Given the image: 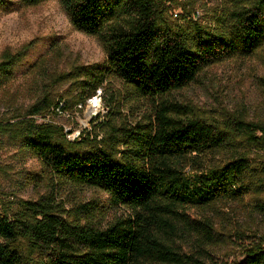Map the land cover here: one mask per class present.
Wrapping results in <instances>:
<instances>
[{
    "label": "trees",
    "instance_id": "trees-1",
    "mask_svg": "<svg viewBox=\"0 0 264 264\" xmlns=\"http://www.w3.org/2000/svg\"><path fill=\"white\" fill-rule=\"evenodd\" d=\"M44 1L0 0V7L15 10ZM59 1L77 30L99 38L105 59L76 64L57 76L69 83L66 99L46 92L9 108L8 116L0 114V136L46 162L54 174L101 189L113 205L133 212L98 228L68 223L47 202L26 200L18 210L1 202L0 264H264L263 242L244 246L241 260L207 262L201 250L189 253L176 241L198 233L203 251L215 241L216 222L191 217L190 207L251 196L264 212V122L236 117L217 126L178 115L179 106L167 98L209 66L260 51L264 56V0H222L208 20L190 15L179 24L167 19L176 0ZM29 44L2 53L0 89L16 81ZM110 78L142 96H166L154 126L123 140L121 149L86 132L82 139L69 138L64 127L39 121L52 108L83 107ZM241 144L249 151H240ZM210 160L217 162H205ZM22 242L37 256L24 252Z\"/></svg>",
    "mask_w": 264,
    "mask_h": 264
},
{
    "label": "rangeland",
    "instance_id": "rangeland-1",
    "mask_svg": "<svg viewBox=\"0 0 264 264\" xmlns=\"http://www.w3.org/2000/svg\"><path fill=\"white\" fill-rule=\"evenodd\" d=\"M176 1L167 15L173 24L184 22L190 15L208 20L222 4V0ZM28 44L27 56L17 65L16 81L0 89V114L5 116L10 115L9 108L33 103L46 92L56 100L66 99L69 83L60 82L57 76L76 64L101 62L106 56L99 38L77 30L59 0L15 10L0 7V58L4 51H18ZM165 97L142 96L128 83L110 78L83 107L72 105L57 112L52 108L39 121L45 119L64 127L69 138L82 139L89 133L99 140L105 137V143L121 149L123 140L132 141V136H140L138 133L154 126ZM96 98L100 103L95 106ZM167 98L173 107L179 106L178 115L200 117L217 126L224 127L236 117L264 122V56L260 51L209 66L197 80ZM244 146L238 145V149L249 151ZM215 158L211 159L220 160ZM260 158L258 155L257 159ZM252 162L257 166L261 163ZM251 198L190 207L191 217H209L216 222L215 241L204 245L203 251L200 234L186 233L176 238L177 244L189 253L201 250L207 262L243 259L244 246L264 243V212L253 206ZM26 200L52 204L53 212L72 225L93 223L98 228H105L117 217L133 212L113 205L108 193L101 189L75 184L54 174L46 162L7 144L0 136V203L18 210ZM22 243L23 251L35 257L38 251L33 252L30 245Z\"/></svg>",
    "mask_w": 264,
    "mask_h": 264
},
{
    "label": "bare ground",
    "instance_id": "bare-ground-1",
    "mask_svg": "<svg viewBox=\"0 0 264 264\" xmlns=\"http://www.w3.org/2000/svg\"><path fill=\"white\" fill-rule=\"evenodd\" d=\"M99 100H100V99H99ZM93 103H94L95 106H96V105H98L100 102L98 103V98H96V99H95V102H93Z\"/></svg>",
    "mask_w": 264,
    "mask_h": 264
},
{
    "label": "built area",
    "instance_id": "built-area-1",
    "mask_svg": "<svg viewBox=\"0 0 264 264\" xmlns=\"http://www.w3.org/2000/svg\"><path fill=\"white\" fill-rule=\"evenodd\" d=\"M95 97V96H94ZM59 110V109H58Z\"/></svg>",
    "mask_w": 264,
    "mask_h": 264
}]
</instances>
